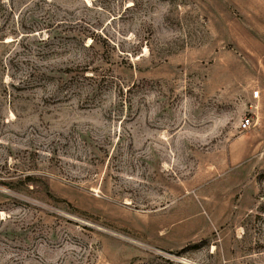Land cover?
I'll list each match as a JSON object with an SVG mask.
<instances>
[{"label": "rangeland", "instance_id": "374dc122", "mask_svg": "<svg viewBox=\"0 0 264 264\" xmlns=\"http://www.w3.org/2000/svg\"><path fill=\"white\" fill-rule=\"evenodd\" d=\"M0 264H264V0H0Z\"/></svg>", "mask_w": 264, "mask_h": 264}, {"label": "built area", "instance_id": "2783aa9c", "mask_svg": "<svg viewBox=\"0 0 264 264\" xmlns=\"http://www.w3.org/2000/svg\"><path fill=\"white\" fill-rule=\"evenodd\" d=\"M259 97H260V92L259 91H255L253 93V98L256 100V99H259ZM251 126H252V123H251V119H249V118L245 119L242 122V125H241L242 130H244V131L249 130L251 128Z\"/></svg>", "mask_w": 264, "mask_h": 264}, {"label": "bare ground", "instance_id": "6f19581e", "mask_svg": "<svg viewBox=\"0 0 264 264\" xmlns=\"http://www.w3.org/2000/svg\"><path fill=\"white\" fill-rule=\"evenodd\" d=\"M148 52V51H147Z\"/></svg>", "mask_w": 264, "mask_h": 264}]
</instances>
